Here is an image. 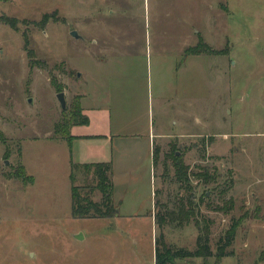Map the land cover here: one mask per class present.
<instances>
[{
  "label": "rangeland",
  "instance_id": "rangeland-1",
  "mask_svg": "<svg viewBox=\"0 0 264 264\" xmlns=\"http://www.w3.org/2000/svg\"><path fill=\"white\" fill-rule=\"evenodd\" d=\"M201 41L213 50L186 53ZM61 90L170 133L117 216L73 215L72 173L103 193L57 129ZM182 198L199 212L183 227L168 215ZM208 220L215 254L237 224L231 254L177 264H264V0H0V264H156L157 237L193 250Z\"/></svg>",
  "mask_w": 264,
  "mask_h": 264
},
{
  "label": "trees",
  "instance_id": "trees-1",
  "mask_svg": "<svg viewBox=\"0 0 264 264\" xmlns=\"http://www.w3.org/2000/svg\"><path fill=\"white\" fill-rule=\"evenodd\" d=\"M205 46L210 50H213L209 45L205 44L203 41L199 42L197 46L189 47L186 49L187 54H198L202 53L197 49L201 46ZM62 91V90H61ZM89 122V116L83 112V107L81 101L79 100L67 110H64V116L61 122L58 123L57 129L66 131L65 139L68 141L70 146H72V141L74 136L71 133V127L75 124H86ZM159 147H155L154 150V159L155 164L158 162L159 157ZM168 159H173L174 165L176 168V178L181 185L191 187V178L189 175V165L186 164L183 160L182 155H178L176 150L171 154H167ZM72 168L78 167L79 164L72 160ZM168 166V165H166ZM84 169H87L88 172H93L96 184L95 189H99L103 195L101 200H95L89 193L82 192V186L75 183L74 173L71 174L73 181V215L75 217H90V218H106L114 217L119 214L118 205L114 200V183L112 178V162H89L83 163ZM21 170L16 172V175L19 178H22L24 181L34 180V177H29L25 174L24 166L21 165ZM206 177L211 176L208 173H202ZM87 192V191H86ZM158 201V200H157ZM189 201V205L185 203L183 198L177 208L168 211L169 220L171 223H177L179 226H185L190 223L193 215L196 214L194 208L195 205ZM233 205V203H232ZM232 207V206H231ZM199 212H197L198 214ZM158 224L160 227L166 224V216L159 214ZM157 220V219H156ZM197 220V217H196ZM210 220V219H209ZM208 220V223L203 225L202 232L197 238V247L193 250L186 247H175L169 245L165 241L163 234L160 235V238L157 237L156 245V264H177L176 259H184L191 256H205L209 257L216 255L218 259H222L224 256L231 254L228 250V247L232 246L236 240L237 235V224H232L230 228L226 231L224 236H221L218 241V249L215 254L212 243H211V234L212 228ZM197 223H200L199 219Z\"/></svg>",
  "mask_w": 264,
  "mask_h": 264
},
{
  "label": "crops",
  "instance_id": "crops-1",
  "mask_svg": "<svg viewBox=\"0 0 264 264\" xmlns=\"http://www.w3.org/2000/svg\"><path fill=\"white\" fill-rule=\"evenodd\" d=\"M95 99L89 92L82 97L81 105L89 116V122L71 127L74 138L70 149L73 160L77 162H112L117 204V201L123 202L129 190L132 191L136 173L143 164L150 161L153 166L157 142L170 133L156 130L151 117L141 131L134 129L130 120L114 124L112 110Z\"/></svg>",
  "mask_w": 264,
  "mask_h": 264
},
{
  "label": "water",
  "instance_id": "water-1",
  "mask_svg": "<svg viewBox=\"0 0 264 264\" xmlns=\"http://www.w3.org/2000/svg\"><path fill=\"white\" fill-rule=\"evenodd\" d=\"M72 34L75 35L76 37H79V32L77 30H73L72 31ZM58 96L60 98V101H61V104H62V107L64 110H67L68 108V105H67V99H66V95H65V91H60L58 92ZM82 234H77V237H80Z\"/></svg>",
  "mask_w": 264,
  "mask_h": 264
}]
</instances>
